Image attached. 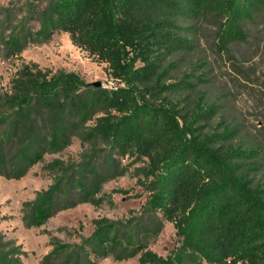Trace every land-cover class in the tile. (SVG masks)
Wrapping results in <instances>:
<instances>
[{
    "label": "trees",
    "instance_id": "obj_1",
    "mask_svg": "<svg viewBox=\"0 0 264 264\" xmlns=\"http://www.w3.org/2000/svg\"><path fill=\"white\" fill-rule=\"evenodd\" d=\"M264 0H10L0 3V58L22 57L56 33L107 65L111 89L80 75L25 63L0 86V178L22 180L39 164L52 180L23 207L28 229L90 203L114 206L127 194L105 187L132 165L147 193L141 216L94 220L79 243H55L43 264H264V183L255 181L257 152L233 144L234 132L207 130L215 106L194 77L174 76L194 49L193 27L212 20L220 49L247 38ZM187 24H191L188 26ZM195 80H194V79ZM77 158L46 162L74 140ZM133 160L125 165L124 160ZM174 224L180 247L164 258L150 249ZM0 264H25L0 233Z\"/></svg>",
    "mask_w": 264,
    "mask_h": 264
},
{
    "label": "rangeland",
    "instance_id": "obj_2",
    "mask_svg": "<svg viewBox=\"0 0 264 264\" xmlns=\"http://www.w3.org/2000/svg\"><path fill=\"white\" fill-rule=\"evenodd\" d=\"M9 1L0 0V3ZM245 30L246 40L231 44L224 52L219 46L218 26L214 21L195 25L192 30L195 49L181 58L174 76L178 80L186 72L201 78V81L193 78L197 89L215 106L207 130L221 131L228 127L234 132L233 144L255 150L259 157L255 181L264 183V13L248 23ZM25 63H35L55 72L76 73L87 84L115 83L108 75L107 65L73 45L68 34L56 33L48 43L32 44L19 59L0 58V86L8 89ZM81 151V143L75 139L64 153L46 156V162L77 158ZM132 161L123 162L129 165ZM138 167L132 165L126 176L105 187L108 194L114 190L128 192L114 194V206L105 204L97 208L90 203L81 204L58 213L44 226L32 229L24 224L23 207L52 184L44 164L35 166L19 181L0 178V233L21 250L25 264H43L56 242L76 244L80 242L79 235L89 237L94 231V220L108 218L126 222L141 216L148 195L136 178ZM179 247L180 238L174 224L165 222L150 249L167 258ZM139 259V256L125 262L106 259L99 264H140Z\"/></svg>",
    "mask_w": 264,
    "mask_h": 264
},
{
    "label": "built area",
    "instance_id": "obj_3",
    "mask_svg": "<svg viewBox=\"0 0 264 264\" xmlns=\"http://www.w3.org/2000/svg\"><path fill=\"white\" fill-rule=\"evenodd\" d=\"M114 84H109V85H103L104 88H108V89H111L113 88Z\"/></svg>",
    "mask_w": 264,
    "mask_h": 264
},
{
    "label": "water",
    "instance_id": "obj_4",
    "mask_svg": "<svg viewBox=\"0 0 264 264\" xmlns=\"http://www.w3.org/2000/svg\"><path fill=\"white\" fill-rule=\"evenodd\" d=\"M93 85L96 86V87L103 86L101 82L94 83Z\"/></svg>",
    "mask_w": 264,
    "mask_h": 264
}]
</instances>
